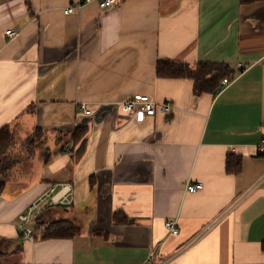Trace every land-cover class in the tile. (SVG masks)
<instances>
[{
  "label": "crops",
  "instance_id": "1",
  "mask_svg": "<svg viewBox=\"0 0 264 264\" xmlns=\"http://www.w3.org/2000/svg\"><path fill=\"white\" fill-rule=\"evenodd\" d=\"M75 1L0 0V128L46 135L0 194L10 264H264V1L120 0L102 9L93 0L64 14ZM169 61L225 63L235 78L195 95L191 79L157 76ZM134 94L174 109L126 113L118 102ZM227 157L240 158L238 172ZM187 182L203 187L189 192ZM62 184L72 191L43 211V226L63 219L78 231L44 238L33 226L23 237L17 216Z\"/></svg>",
  "mask_w": 264,
  "mask_h": 264
},
{
  "label": "trees",
  "instance_id": "2",
  "mask_svg": "<svg viewBox=\"0 0 264 264\" xmlns=\"http://www.w3.org/2000/svg\"><path fill=\"white\" fill-rule=\"evenodd\" d=\"M264 0H240L242 4H251ZM156 74L160 78H188L193 81V92L195 95L202 93L217 94L216 90L220 81L223 78L232 80L235 78L233 70L225 63H205L199 62L195 65H189L183 62H158L156 66ZM87 129L85 125L78 126L74 130L73 137L75 143H79L85 137ZM45 132L41 129H36L32 133L30 146H33L31 156L35 155V151L45 145L44 137ZM37 135V136H36ZM61 136L58 137V143L61 140ZM12 142V131L8 126L0 128V194L3 191L8 171L17 163L7 156V151ZM240 158L235 157L231 165L230 157L226 160V169L228 171L238 172L240 169ZM52 205V204H51ZM50 206H46L43 211L51 210ZM36 217L33 226L36 229L41 230L42 237H70L78 231V227L69 220H56L49 223H45L43 226L42 213ZM262 249H264V243H262ZM7 252L1 248L0 243V259L5 257Z\"/></svg>",
  "mask_w": 264,
  "mask_h": 264
},
{
  "label": "built area",
  "instance_id": "3",
  "mask_svg": "<svg viewBox=\"0 0 264 264\" xmlns=\"http://www.w3.org/2000/svg\"><path fill=\"white\" fill-rule=\"evenodd\" d=\"M93 0H77L72 4L68 5L64 10V14H69L79 9L84 4L92 2ZM120 3V0H98V5L102 9H109L111 7L117 6ZM5 34L9 37H14L16 32L7 29L5 30ZM240 67L241 64L239 65ZM231 80L227 78H223L219 86L216 90L217 93L221 92L225 89ZM120 108L126 113L139 112L147 116L154 115L156 112H162L164 114H170L174 107L172 103L168 100L164 101H156L151 96L147 94H134L127 99L121 100L118 102ZM81 109L84 114L88 115L91 113L90 109L86 107L84 103H81ZM260 154H264V139H262L261 144L259 146ZM203 187L202 183H186V190L189 192H194ZM72 191V188L69 184H62L59 190L55 191L54 187H51L47 192L38 197L35 201H33L23 212H21L17 216V227L21 232L23 237H30L33 234V224L36 217L44 210L45 206H48L52 203L64 202ZM220 216L215 218L214 220L207 223L203 229L183 248L178 250L176 255L183 252L188 246L194 243L198 238L203 236L207 231H209L213 225L218 221ZM165 228L172 235L178 234L177 222L175 220H166L164 223ZM154 258V253H150V259ZM167 260L161 263L154 264H165Z\"/></svg>",
  "mask_w": 264,
  "mask_h": 264
},
{
  "label": "rangeland",
  "instance_id": "4",
  "mask_svg": "<svg viewBox=\"0 0 264 264\" xmlns=\"http://www.w3.org/2000/svg\"><path fill=\"white\" fill-rule=\"evenodd\" d=\"M32 137H33L32 134L29 136L28 135L22 136V135H18L17 133H12V142H11V145H10L8 151H7V156L10 157L12 160L17 161V163L8 171L7 176H6L7 180L10 176L11 170L14 167H16L17 165H20V164H27L30 161V159L33 157V156H31L33 146L29 145ZM41 139H45V141H46V135L44 134V137ZM65 140H66V138H65ZM43 147H44V145L40 149H38L37 151H41L43 149ZM71 149L74 150L73 152H75V153H77V151H78L74 147H71ZM37 151H35V152H37ZM45 220H47V219H45ZM1 248L7 252V255L0 259V264H10V262L15 261L17 259L16 255H14V256L10 255L12 253L8 249H5V247L3 245L1 246Z\"/></svg>",
  "mask_w": 264,
  "mask_h": 264
},
{
  "label": "water",
  "instance_id": "5",
  "mask_svg": "<svg viewBox=\"0 0 264 264\" xmlns=\"http://www.w3.org/2000/svg\"><path fill=\"white\" fill-rule=\"evenodd\" d=\"M81 150H82V148H80V149L77 151V153H80V152H81Z\"/></svg>",
  "mask_w": 264,
  "mask_h": 264
}]
</instances>
